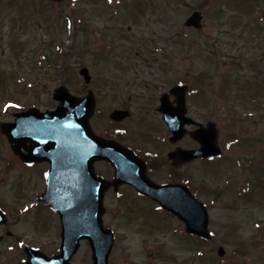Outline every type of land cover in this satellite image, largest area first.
I'll return each mask as SVG.
<instances>
[{
  "label": "rangeland",
  "instance_id": "obj_1",
  "mask_svg": "<svg viewBox=\"0 0 264 264\" xmlns=\"http://www.w3.org/2000/svg\"><path fill=\"white\" fill-rule=\"evenodd\" d=\"M197 10L202 27H186ZM179 84L189 87L188 115L220 129L221 160L188 168L213 238L192 245L177 219L125 189L107 202L112 264H264V0H0V123L55 108L64 87L95 94L98 131L106 122L124 131L152 118L151 103ZM120 107L133 119L115 127L108 113ZM41 171L28 170L0 134V195L14 235L3 230L0 264H25V245L53 254L61 241L58 219L36 203ZM91 256L82 242L72 261L92 264Z\"/></svg>",
  "mask_w": 264,
  "mask_h": 264
},
{
  "label": "water",
  "instance_id": "obj_2",
  "mask_svg": "<svg viewBox=\"0 0 264 264\" xmlns=\"http://www.w3.org/2000/svg\"><path fill=\"white\" fill-rule=\"evenodd\" d=\"M202 19L199 12L194 13L186 25L200 27ZM82 73L89 81L88 71L84 69ZM185 90L186 88L182 87L178 91L183 94ZM54 99L61 102V106L55 111L42 113L31 109L28 113L18 114L14 123L3 125V131L9 135L14 150L25 160L50 161L52 169L49 175V189L44 197L52 208L61 214L63 223L64 241L61 254L49 258L38 251H28L29 264H71L70 259L77 253L80 239L83 238L91 242L94 264H109L108 257L114 238L112 232L106 231L102 225L103 188L98 185L96 187V198L92 200L96 208L88 205L86 211L84 208L76 207L78 193L73 185L71 172L75 161L85 162L86 158L91 159L92 163L96 159H108L117 169L116 183L134 184L137 189L146 192L167 210L178 215L187 224L189 232L204 237L210 236L208 212L186 187L178 185L160 187L154 184L150 187L145 186L122 161V156L129 153L122 152L120 146L105 142L94 135L89 124V119L94 114V98L79 99L60 88ZM67 111L69 114H66ZM202 131L197 132L195 136L201 137L203 149L189 152V159L214 155L218 149L215 125H210V129ZM28 141L31 147L25 145Z\"/></svg>",
  "mask_w": 264,
  "mask_h": 264
},
{
  "label": "flooded vegetation",
  "instance_id": "obj_3",
  "mask_svg": "<svg viewBox=\"0 0 264 264\" xmlns=\"http://www.w3.org/2000/svg\"><path fill=\"white\" fill-rule=\"evenodd\" d=\"M178 97H175L173 95L169 96V99L165 102V106L170 107L171 109L177 108L176 112V117L178 118L177 127L181 129L180 125L182 120V116L179 115V105H178ZM160 104H162L161 97H159L158 101L153 104L151 103V113L154 116L152 118H144V119H139L136 124L130 126L128 129L124 128V131H116L112 132L107 131L109 125L105 124L103 126V132L98 131L95 127V125H98L97 122L95 124L96 117L98 116L97 112L95 113L94 117L91 119V123L93 126V129L97 132V134L104 138L108 139L111 141H115L120 143L122 146L129 148L133 154L143 161L146 165V171L148 174V177L152 179L154 182H157L158 184H172V183H177V184H186V182L190 181V175L188 173V168L189 165L192 164L193 162H203L204 160H216L219 161L221 157H214V158H207V159H195L193 162H190L187 159H181L178 157H175L174 159H170L171 153L178 152L179 150L182 151V149L189 150V149H199L200 145L197 142H194L193 139H189L188 135H182L179 138L174 139V133L171 131V128L168 126V124L165 122V117L163 113L161 112L160 109ZM97 105V103H96ZM164 105H162L163 109ZM116 108L110 113L114 112ZM118 110H121L123 112L128 111L127 116L124 120H116V121H111L112 126H122L126 125L130 120L133 118V109L130 107H120ZM150 111V110H149ZM184 119V117H183ZM184 122V121H183ZM106 127V128H105ZM192 128V127H191ZM190 128V129H191ZM194 129V127H193ZM129 137V140L126 138ZM8 145H10L9 140L6 138ZM189 141L191 146H189ZM76 164V163H75ZM24 166L28 170H32L33 168L40 167L42 171L40 172V179L42 184L43 190L42 193L40 194V197L42 194H44L47 191V180H48V170L50 169L51 165L49 164L48 161H42L40 163H24ZM43 166V167H42ZM77 169L75 170V167L73 169V175H76L77 180L79 175L82 177L84 176V184H87L88 187L90 188V184L93 185L94 180V174L92 175L93 181H89V168L85 165L82 167H79L78 164H76ZM80 170V171H77ZM92 173L97 174L101 179L104 184H109L108 189L105 191L104 195V206L106 208V213L104 215V219H106L105 226L107 225V215L109 212V206H107V202L109 198L114 194L117 195L120 191H124L125 189H129V191L132 192L133 195L139 196L140 199L147 204L148 206H152L154 204L152 199L147 197L146 195L142 193H138L135 188L132 185H119L116 186L115 184L112 183V181L115 178V173H114V168L110 164V162L106 160H96L95 164L92 165ZM39 174V173H38ZM91 175V174H90ZM91 177V176H90ZM3 196L2 194L0 195V210H5V207L3 206ZM41 204L45 207H49L48 203L45 201L42 202L40 199ZM7 212L8 216L5 221L1 222L0 225V243H3L4 241V232L3 230L7 232V237L13 238V233L7 230V228L11 225V220L10 214L8 211ZM4 222V224H3ZM109 228V227H107ZM186 234V236L190 239V243L194 245L197 236L191 235V234ZM2 245V244H1ZM12 247H14V243L10 244ZM2 251H0L1 253Z\"/></svg>",
  "mask_w": 264,
  "mask_h": 264
}]
</instances>
